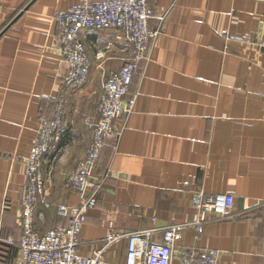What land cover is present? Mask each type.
<instances>
[{
	"label": "crops",
	"instance_id": "obj_1",
	"mask_svg": "<svg viewBox=\"0 0 264 264\" xmlns=\"http://www.w3.org/2000/svg\"><path fill=\"white\" fill-rule=\"evenodd\" d=\"M81 1L0 0V32L17 17L0 37V264H18V249L5 239L23 234L26 160L39 116L50 113L68 70L55 15ZM149 6L150 26L161 32L134 76V110L125 126L117 120L123 132L101 153L95 176L110 173L82 225L79 250L90 255L111 230L188 224L177 249L218 251V264H264V0ZM83 41L91 73L67 93L64 128L44 157L48 207L36 209L43 231L66 223L61 206L79 203L68 179L92 142L85 119L95 115L98 90L128 53L112 29L87 31ZM195 191L228 194L234 208L248 212L197 233ZM152 238L161 242L160 230ZM125 255L122 241L105 251L104 263L121 264ZM172 264H180L177 253Z\"/></svg>",
	"mask_w": 264,
	"mask_h": 264
},
{
	"label": "built area",
	"instance_id": "obj_2",
	"mask_svg": "<svg viewBox=\"0 0 264 264\" xmlns=\"http://www.w3.org/2000/svg\"><path fill=\"white\" fill-rule=\"evenodd\" d=\"M154 17L149 0H82L56 13V42L68 70L62 79L60 95L50 100V113L39 116L37 135L26 160L21 200L23 234L18 239H5L7 244L18 249V264H105V251L122 241H126V255L121 264H172L175 253L180 264H218V251L176 248V242L182 238L188 224L158 229L162 233L161 242L153 240L158 231L153 228L111 230L102 247L94 249L90 255L79 250L82 225L87 221L89 210L97 206L98 192L110 173L108 170L103 176H95L101 153L109 139L117 142L123 132V126L117 129V120L122 119L125 126L134 110L137 99V93L131 92L134 76L140 65L148 60L161 32L159 27L150 26ZM111 29L119 33L128 53L120 69L105 77L95 115L85 119L92 132V142L68 179V185L78 192L79 203L59 208L60 215L67 219L65 224L40 230L36 225V209L39 204L48 207V202L42 198L47 182L44 157L64 128L67 93L85 85L91 73V58L83 35L87 31ZM233 204L228 194L195 191L192 206L196 209V219L192 226L197 233H203L208 224L235 219L248 212L237 210Z\"/></svg>",
	"mask_w": 264,
	"mask_h": 264
},
{
	"label": "water",
	"instance_id": "obj_3",
	"mask_svg": "<svg viewBox=\"0 0 264 264\" xmlns=\"http://www.w3.org/2000/svg\"><path fill=\"white\" fill-rule=\"evenodd\" d=\"M27 8V7H26ZM17 18V17H16ZM16 18L10 23L8 24L1 32H0V37L1 35L14 23V21L16 20Z\"/></svg>",
	"mask_w": 264,
	"mask_h": 264
},
{
	"label": "rangeland",
	"instance_id": "obj_4",
	"mask_svg": "<svg viewBox=\"0 0 264 264\" xmlns=\"http://www.w3.org/2000/svg\"><path fill=\"white\" fill-rule=\"evenodd\" d=\"M100 90H101V87H100V89L98 90V93H97V96L99 95V93H100ZM98 99V98H97ZM89 148V147H88Z\"/></svg>",
	"mask_w": 264,
	"mask_h": 264
}]
</instances>
